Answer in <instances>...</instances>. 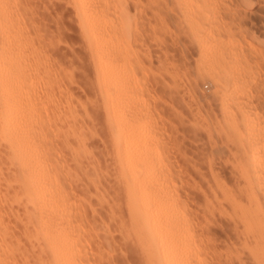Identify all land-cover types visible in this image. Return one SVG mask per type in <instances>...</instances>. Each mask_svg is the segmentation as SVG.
I'll return each instance as SVG.
<instances>
[{
  "label": "rangeland",
  "instance_id": "obj_1",
  "mask_svg": "<svg viewBox=\"0 0 264 264\" xmlns=\"http://www.w3.org/2000/svg\"><path fill=\"white\" fill-rule=\"evenodd\" d=\"M9 1L12 7L17 6L19 11L16 8L13 10L18 16L20 13L21 21L25 24L17 29L23 33L22 37L26 36L29 40L30 44L27 40L23 47L38 49V57L33 58L36 63L33 60L29 63L32 80L28 79L31 86L26 91L29 96L25 98L29 103L25 100L22 112L32 113L31 116L28 114L31 118L33 116L32 120L36 118L35 122H29L30 126H37L35 129L31 126L33 134L36 137L43 134L40 140L42 142L43 139L44 153L46 151L49 158L44 157L52 167L49 168L50 172L58 179L54 177V187L65 188L61 189L65 194L61 207L69 210L68 206L73 204L69 207L73 212L69 213V221L72 225L74 223L75 235L81 239L78 238L83 251L80 260L86 264H157L138 245L137 240L140 239L136 236L140 235L139 232L135 234L136 231L131 229L121 177L122 161L126 159L129 162L135 160L137 166L141 167L142 164V167L160 176L157 185L154 184L158 188L173 190L181 195L183 208L187 206L186 210L195 217L196 222L192 218L195 222L193 225L198 223L202 227L194 226L195 230L197 227L202 229L201 233L197 228V236L204 245L203 250L206 249L198 264H262L254 261L245 248L234 243L236 233L232 231L229 221L234 209L229 201L222 198L224 189L237 193L244 187L240 174L236 173L244 157L246 160L249 156L264 168V0H111L105 10L107 18H111L109 22H113L109 24L112 33L110 31L107 44L113 56L108 110L89 42L73 0ZM19 1L21 4H18ZM200 11L206 16L198 17ZM123 16L128 17L127 20ZM197 24L203 29H199L200 26L197 28ZM44 72L46 76H43ZM39 74L44 79L38 78ZM216 78L224 82L221 83L224 89L220 88L221 85L217 87ZM11 89L6 88V93H12L14 90ZM223 90L231 100L222 99ZM40 118L41 122L38 120ZM3 140L0 137V182L4 185L1 183L0 193L7 197H4L8 200L6 204L9 201L17 202L16 207H12L16 214L17 210L21 213L18 212V217L15 213L10 214V205L14 202L7 204L9 212L5 215L10 219L7 221L11 222L8 223L11 233L14 231L13 238L20 242L22 253L18 257L19 263L17 261L15 264H49L35 237V245L33 243L30 231L33 232L34 228L30 225L33 230L27 231L25 227L23 215L30 203L23 200L25 197L21 198V192L19 195L23 201L19 199L20 204L12 200L14 193H19L20 186L14 179L17 166L10 159L9 148ZM136 158L141 159V163ZM213 173L218 174L224 182L223 189L216 186ZM85 174L87 177H84ZM172 182L177 185L174 187ZM210 186L218 198L221 197L222 205L217 204L211 195L208 199L212 203L210 200L208 202L203 192ZM212 212L215 216L211 215ZM10 217H16V221ZM25 235L32 239L29 238L28 242ZM203 238L205 244L201 241ZM35 249L37 253H33ZM141 249L143 252H140ZM23 253L30 256L29 259L27 257L29 261H25ZM85 257H89V260Z\"/></svg>",
  "mask_w": 264,
  "mask_h": 264
},
{
  "label": "bare ground",
  "instance_id": "obj_2",
  "mask_svg": "<svg viewBox=\"0 0 264 264\" xmlns=\"http://www.w3.org/2000/svg\"><path fill=\"white\" fill-rule=\"evenodd\" d=\"M28 1H30V0H28ZM110 1L111 0H73L77 15L80 19V23H81V26L83 28V31H84L87 39H88L89 47L91 49V52H92V55H93V58L95 61L98 81H99V85L101 88L100 90L102 91V93L104 95L106 105H107V107H106L107 110L109 109L108 107H109L111 81H112L111 80V76H112L111 67H113V66H111V64H112L111 57H113V56H111V54H110L111 52L109 51V49H108L109 47L107 45L109 42L110 36H111V34H110L111 30H109V28H110L109 24L112 21L109 22V19H111V18L108 19L107 14L105 13L106 8H108L110 5ZM134 2L132 1L131 3H134ZM18 4H21L20 1ZM24 4H25V2H24ZM137 4H138V2H137ZM113 6H115V5H113ZM16 7L15 6L12 7L11 2L9 0H0V137H2L6 141L7 146L9 148L8 150L10 151V153H9L11 156L10 159L13 160L15 162L13 164H15L17 166V173L14 175V179H15L17 185L19 182V186L21 189V190L20 189L18 190L19 193L18 192L14 193L15 196H14V194L12 195V197L14 196L12 200L19 201V199H20L19 194L21 192V194H22L21 198L25 197V198H23V200L25 199V200H27L26 202L28 204L30 203V205H31L30 207L26 208V206H25L26 209H25V213L23 216L25 219L26 226L25 225L24 226L27 228V231H30V229L33 230L32 227L34 228L33 232L30 231V233H31L30 235H32L31 236L32 238L35 237L36 240L39 241L38 243L40 245L37 243L36 244L39 247H41L40 249H42V252H45V255H46L45 260H47L49 264H86L84 262V260H80V258H79V256L83 252L82 249H80L81 246L79 247V240H81V239L78 237L79 238V240H78L77 236L75 235L76 229H75V227L74 228L72 227L74 225V223L72 225L69 221V217H70L69 213L73 214V212L70 211L69 207L73 206V204L69 202L70 205L72 204L71 206L70 205L68 206L69 210H65V208L61 207V206H63V205H61V203L63 204V201L65 200V197H64L65 194L62 190H64L65 188L62 189L60 187V189H59V188L54 187L53 182H54L57 175L55 176L54 173L52 174L50 172L49 168H52V167H49V165L47 164V161L45 160L46 157H44V156L46 155L45 154L46 151L44 153V147H43V143H42L43 139H42V142L40 140V138H41V136H43V134L41 133L42 135H40L39 137L38 136L36 137L33 134V131L31 130V126L33 129L34 125L30 126L29 122H31V121L35 122L36 118L34 117L35 120L34 119L32 120L33 116H32V118L30 117L33 114L32 113H30L31 115L29 114V112H28L29 107L26 106L28 108V109H26V110H28L27 111L28 113L25 112L27 115H24L25 113L22 112V109L23 108L25 109V103L27 102V100L25 98H26V95L28 93H26V91H28L29 87L31 86V85H29L28 79L31 77L30 73L32 71L31 70L32 68L29 67L30 66L29 63L32 60H33L34 64L36 63V62H34L35 60L33 58L36 55L38 57V54H37L38 49L32 50V49H30L29 45H28L29 49L23 47V46H25L24 45L25 41L27 42L28 39L26 38V36H25L26 39L24 37H22L23 33L21 32V30H17L20 27H24V26H22V24H24V22L22 23V21H21L22 18H20L21 17L20 13L18 16L15 13V10H13ZM115 7H117V5ZM19 9H20V7H19ZM28 9H30V8H28ZM126 10H128V8ZM197 10L199 11V9H197ZM17 11H19V10L17 9ZM203 11H205V10H203ZM205 13H207V11ZM26 15H28V14H26ZM202 15L206 16L203 14V12H201L198 15V17H201ZM111 16H113V15H111ZM127 18H125V19L127 20ZM204 19H206V17H204ZM210 20H212V19L210 18ZM199 21L202 22L201 18H199ZM197 22H198V20H197ZM195 23H196V21H195ZM201 24H203V23H201ZM197 25H198L197 28H199L200 25L199 24H197ZM199 29H203V28H201V26H200ZM18 31H20V32H18ZM194 32H195V30H194ZM196 32H198V30H196ZM20 33H22V35H20ZM111 33H112V31H111ZM204 35H205V33H204ZM27 36H28V34H27ZM206 36H207V34H206ZM28 38H29V36H28ZM28 44H30L29 40H28ZM200 45H201V43H200ZM34 47L35 46H33V48ZM51 50H52V48H51ZM231 51L233 52V50H231ZM232 52H231V54H233ZM42 53H43V51H42ZM43 55H45V54H43ZM221 56H222V54H221ZM233 56H235V55H233ZM217 58H219V57L217 56ZM39 64H37V65H39ZM28 67L31 70L30 73L28 71ZM38 68H40V67H38ZM38 68H37V70H38ZM54 69H56V68H54ZM47 71H46V73L48 74ZM49 72H50V70H49ZM41 73H42V71H41ZM43 76H46L45 72H44ZM43 76L41 77V75H40V77H38V78L44 79ZM47 79L48 78H46L45 81H47ZM216 79H218V78H216ZM30 80H32V79L30 78ZM37 80H40V79H37ZM214 81H215V79H214ZM40 82H42V81H40ZM49 83H50V81H49ZM221 83H224V82L221 81V78H219L216 81L217 87L220 86ZM226 85H228V84H226ZM51 86L49 87V84H48L49 88H52ZM8 87L12 88L14 90V91H12V93L10 92V94H8L9 91L6 93V91H7L6 88H8ZM43 87H45V86H43ZM220 88H223L222 85ZM40 89H41V87L39 88V90ZM221 91H222V89H221ZM33 93L34 92L32 91V94ZM37 93H38V91H37ZM226 94L227 93L223 90V92L221 93L222 99L225 101L231 100L230 99L231 97H229L230 95L228 96ZM33 95H35V94H33ZM27 96H29V95H27ZM54 97H55V95H54ZM35 98H37V97L35 96ZM38 98H40V96ZM49 99H51V98H49ZM25 100H26V102H25ZM30 100L28 99V101H30ZM47 101H48V99H47ZM38 102H41V101H38ZM28 103L29 102H27V104ZM34 104H36V103H34ZM39 107H36V109H38ZM55 111H57V110H55ZM22 113H24L23 114L24 116L22 115ZM58 115L60 116V114H58ZM34 116H35V114H34ZM232 119H233V117H232ZM38 120L40 121L41 118ZM234 120L235 119H233V121ZM47 123L49 124V122H47ZM230 123H232V121ZM51 125H53V123ZM35 127H37V126H34V129H35ZM39 128L40 127H38V129ZM43 129H45V127ZM69 129H70V127H69ZM40 130H41V128H40ZM72 130H73V128H72ZM35 131H37V130H35ZM35 131H34V133H35ZM47 131H46V133H47ZM49 131H52V130H49ZM39 132H38V134H39ZM36 134H37V132H36ZM64 137L66 138V135ZM64 143H66V142H64ZM120 148H122V147H120ZM124 148H126V147H124ZM83 151H84V149H83ZM84 152H86V150ZM81 154H82V152H81ZM51 158H50V160H51ZM136 159H137L138 163H141V162H139L141 159H139V158H136ZM258 160H260V159H258ZM132 162L131 161L129 162L126 159L124 161H122V166H121V175L122 176L121 177L123 178V182H124L123 185H124L125 192H126V194H125L126 195V206H127L128 212L130 214L131 229H133L134 232L136 231L135 234H137V231L140 234V235L138 234L139 236H136L137 238L139 237V239H140V240H137L140 243V244H138L141 246L140 248H142L146 252V253L145 252L144 253L148 255V258L150 260H153L154 263H157V264H198L199 262H201L202 261L201 259L204 257V256L202 257V254L204 253V251L206 249L203 250L204 245L202 246V244L199 242L200 238H199V236H197L198 235V233H197L198 227L196 228V230L194 229L196 227L195 225H197L198 223L193 225L196 222L195 217L193 218V216H191L189 211L186 210L187 206H184V208H183L184 203L182 204V199L180 201L181 195H179L178 193L175 194V192H173V190L168 191L166 189H163V188L160 189L157 186H155L154 184L156 183V185H157L158 178L160 176H157V174L156 173L154 174L153 171H149V170H147V168H144L145 167L144 165H143L144 167H142V164H140L141 167L137 166V163L135 160H134V162L136 163L137 167L135 166V164H132ZM256 162L257 161L251 160L249 158V156H248V158L246 157V160L244 157V160L241 162V165L239 166L238 172L236 171L237 175H238V173L240 174L242 181H243V184H244V187L240 188L239 190L237 189L238 190L237 193L224 189L222 200L229 201L232 204V207L234 209V210L232 209L233 214L231 215V220H229L231 223V226L233 228L232 231L234 230L233 232L236 233V240H234L235 241L234 243L237 246H240V247L242 246V248H245L249 252V254L251 255L252 259H254V261H256V262L259 261L262 264H264V168L259 167ZM11 163H9V164H11ZM236 166H238V164H236ZM210 168H211V166H210ZM56 171H57V169H56ZM203 172H205V171H203ZM57 173L61 174V172H57ZM216 173H213V176H212L214 178V182L216 183V186L218 188L219 187L222 188V186H223V188H224V184H223L224 182H222V180L219 179L220 177ZM165 174H167V173H165ZM171 174H173V173H171ZM200 175H203V174H200ZM165 176H167V175H165ZM209 176H211V175H209ZM240 176H238L239 177L238 179H241ZM71 177H72V174H71ZM84 177H87L86 174ZM89 178H91V177H89ZM165 179H166V177H165ZM191 179L193 180V178H191ZM56 180L58 181L57 178H56ZM56 180H55V182H56ZM205 180H206V178H205ZM0 181H1V177H0ZM71 182H74V181H71ZM1 183L3 185V182H0V185H1ZM7 183H9V182H7ZM94 183H96V182H94ZM52 184H53V186H52ZM67 184H69V183H67ZM173 184H170V185H173ZM175 184H176V182H175ZM175 184L173 185L174 187H175ZM78 185H79V183H78ZM55 186L57 187V184ZM199 186H201V185H199ZM225 186H226V184H225ZM0 187H2V186H0ZM11 187H12V185H11ZM62 187H64V186H62ZM70 187L72 188V185ZM74 187H75V189H78V188H76V186H74ZM82 187H83V185H82ZM8 188H10V187H8ZM17 188H18V186H17ZM81 189H83V188H81ZM96 189L98 190L99 188H96ZM181 190H180V192H181ZM191 191H193V190H191ZM75 193H76V191H75ZM187 193H188V191H187ZM187 193H185V194H187ZM203 193H206L207 199L211 195V197L215 198V200L217 201V204H221L220 199H219L221 197L218 198L216 192L213 190V188L211 186L207 187V189H205V191ZM177 195H179V197ZM4 197H6V196H4V193H3V195H2V193H0V264H15L17 261L19 263L18 257L21 256L22 253H21V248H20V242L19 243L16 242L15 239L13 238V237H15V236H13L14 231H12V233H11V228H10L11 225H9L11 222L7 221V219H9V217L6 218V215H5V213L9 212V210L7 209V207H8L7 204H9L10 201H9V203L6 204L5 201H8V200H5ZM83 197H85V196H83ZM204 197H205V194H204ZM6 199H7V197H6ZM74 199H76V198H74ZM189 199H191V198H189ZM23 200H21V201H23ZM66 200H68V199H66ZM209 200L212 203V200L208 199V202H209ZM13 202H14V204H11ZM83 202H84V200H83ZM11 203H10L11 205L9 204L10 208H11V210H10L11 212H9V213L10 214L11 213L16 214V210L12 206L16 207L15 204L17 202L12 201ZM186 203H188V202H186ZM19 204H20V201H19ZM190 204H192V203H190ZM221 205L219 207H221ZM85 206L87 207L88 205H85ZM188 206H190V205H188ZM191 207H192V205H191ZM197 207H198V205H197ZM205 207H207V206H205ZM13 209L15 210V212ZM17 209H18V207H17ZM66 209H67V205H66ZM18 212L19 211L17 210V214H16L17 217H18ZM78 212H79V210H77V213ZM19 214H21V213L19 212ZM211 215H214V213L212 212ZM211 215H210V217H211ZM221 215H222V213H221ZM20 217L21 216H19V218ZM192 218L195 220V222ZM207 218H209V217H207ZM11 219H14V217H12ZM15 219H16V217H15ZM214 219L216 220L215 217H214ZM75 220H77V219H75ZM20 221L22 222V220H20ZM204 221L207 222V220H205V219H204ZM216 221H218V220H216ZM17 222H19V221H17ZM223 222H225V221H223ZM30 225H32V227H30ZM215 225H216V223H215ZM218 225H219V222H218ZM197 226H199V225H197ZM76 227L79 228V225L77 224ZM200 228H202V227H200ZM201 230L199 229L198 231H201ZM207 232H210V231H207ZM25 233H26V229H25ZM201 233H202V231H201ZM27 234H28V232H27ZM206 234H209V233H206ZM209 235L210 236L212 235L211 232ZM216 235H217V233H216ZM17 236L19 238L18 234H17ZM26 236L27 235H25V238H27ZM225 236H227V234H225ZM31 237H29V238H31ZM197 237L199 240L197 239ZM220 237H222V236H220ZM22 238H23V236H22ZM29 238H27L28 242H29ZM206 239H205V241H206ZM215 240H216V238H215ZM20 241H22V240H20ZM201 241H202V243H204L203 242L204 238L201 239ZM213 241H214V239H213ZM30 242H32V240ZM211 242H212V240H211ZM223 242H225V241H223ZM229 242H231V241L229 240ZM33 243L35 245V239H34ZM32 246H33V244H32ZM214 248H215V246H214ZM27 249H29V248H27ZM143 250L140 252H143ZM33 253H37L36 249H35V252H33ZM85 253H86V251H85ZM87 253H89V252H87ZM98 253H99V251H98ZM27 255L25 253H23V258L25 259V261H27L30 257L29 255L28 256ZM231 256H233V254ZM27 257H28V259H27ZM88 258H86V259H88ZM239 258H241V257L239 256ZM199 259L201 261H199ZM231 259L233 260V258H231ZM26 263H29V262H26ZM203 264H204V262H203Z\"/></svg>",
  "mask_w": 264,
  "mask_h": 264
}]
</instances>
